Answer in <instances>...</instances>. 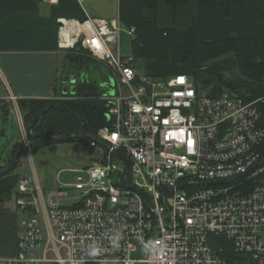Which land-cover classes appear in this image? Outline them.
<instances>
[{"label":"built area","instance_id":"built-area-1","mask_svg":"<svg viewBox=\"0 0 264 264\" xmlns=\"http://www.w3.org/2000/svg\"><path fill=\"white\" fill-rule=\"evenodd\" d=\"M58 23L59 47L87 51L118 88L90 140L101 153L73 182L46 190L34 172L18 177L11 197L26 220L7 264H224L220 237L264 264V94L207 95L185 73L143 77L121 53L120 22Z\"/></svg>","mask_w":264,"mask_h":264},{"label":"crops","instance_id":"crops-1","mask_svg":"<svg viewBox=\"0 0 264 264\" xmlns=\"http://www.w3.org/2000/svg\"><path fill=\"white\" fill-rule=\"evenodd\" d=\"M85 1L92 0H84L82 5L76 0H58L55 4L45 0H0V100H8L10 94L18 99L51 100L56 98L59 92L63 95H72V86L76 88L74 95L95 94L89 91V88L81 91L80 85L76 84L77 80L72 83L70 79L75 74H71L70 77L66 75L69 81L63 82L66 71L73 68L69 65L71 58L69 54L73 53L76 57L80 55L76 54L77 51L62 50L57 37L58 18L83 19L87 15L91 16L85 7ZM263 13L264 0H246L244 5L234 7L229 17L224 16L219 8L210 9L199 0H188L176 9L165 2H160L157 9H144V14L147 17H155L157 25L161 28L185 30L195 27L201 41H213L226 37H249L255 62H264L260 22V16ZM115 21L120 22V19ZM89 64L91 63L86 62L79 68L84 67L90 71ZM166 65L192 77L197 73L188 64L166 63ZM217 67L221 71L226 68L236 70V60L234 57L224 59L218 62ZM59 76L63 82L61 87L57 84ZM215 76L216 73H213L211 77L206 78L212 79L214 84L198 85L196 80L194 81L202 93L218 95L222 89L218 83L214 82ZM240 85L243 91H259L260 95L264 94V88L252 83L241 82ZM11 111L17 115L23 135L26 128L14 104ZM16 183L17 179L14 180L9 175L0 178V188L11 187L13 191ZM50 187L44 186L46 190ZM20 211L25 215L15 205L12 197L6 199L3 194H0V264H7V260L16 253V237L21 226L18 223Z\"/></svg>","mask_w":264,"mask_h":264},{"label":"trees","instance_id":"trees-1","mask_svg":"<svg viewBox=\"0 0 264 264\" xmlns=\"http://www.w3.org/2000/svg\"><path fill=\"white\" fill-rule=\"evenodd\" d=\"M187 1L119 0L121 24L129 29H134L132 34L133 57L144 62L184 63L190 65L197 72L229 55L236 60L235 82L226 78L225 74L220 71L216 73L214 82L220 85L222 91L247 99L259 97V91L246 92L240 85L241 82H245L264 88V62L254 61L249 37H226L213 41H201L195 27L185 30L161 28L157 25L155 17H147L144 14L145 8L157 9L160 2H165L176 9ZM199 1L210 9L219 8L226 17L231 15L234 7L244 5L246 2V0ZM260 22L264 49V13L260 16ZM77 53L80 55L77 58L83 60V54ZM18 106L27 131L52 132L53 134L52 136L34 137L30 142L32 152L46 146L54 149L59 141L87 139L80 137L85 131V127L95 135L101 127L108 124L107 101L100 95L80 96L76 94L69 100L54 103L51 100L42 99H18ZM12 108L13 102L10 99L0 100V118L2 115L7 116ZM262 110L264 112V107ZM59 136L67 139L61 140ZM88 139L91 140V138ZM18 144L16 143L12 150L13 155ZM261 153L264 155V143L261 146ZM1 167L3 165H0ZM11 193V187L0 188V194H3L6 199L11 197ZM216 242L224 248L222 253L225 259L224 264L240 262L256 264L249 255L238 253L231 241L220 237L216 239Z\"/></svg>","mask_w":264,"mask_h":264},{"label":"rangeland","instance_id":"rangeland-1","mask_svg":"<svg viewBox=\"0 0 264 264\" xmlns=\"http://www.w3.org/2000/svg\"><path fill=\"white\" fill-rule=\"evenodd\" d=\"M85 7H87L89 11L88 13L91 16L106 17L114 20L119 19L118 0L85 1ZM120 50L123 56L133 55L132 33H130V29L124 25L121 26ZM79 52L81 55L83 54L84 59L82 60L79 57L77 58L73 53L69 54L71 55V58L69 56V65L73 66V68L71 67L72 69H68L65 75L70 77L71 74H75L77 80L76 84L80 85L81 91L82 89L88 90L89 88V91L95 92V94L92 95H100L103 98L106 95H114L117 92L118 83L112 72L105 64L91 56L87 51L80 50ZM230 57L232 56L228 55L209 65L207 69L197 71L193 77L189 74L188 76L193 80H196L198 85L206 83L214 84L213 81H211L212 79L207 80L206 78H209L213 75V73L220 71L225 74L226 78L235 82V70L226 68L221 71L217 69L218 62L224 59H229ZM86 62L91 63L89 64L91 66L90 71L84 67L79 68L81 65H85ZM135 68L136 71L143 77L170 76L180 73L179 71L171 69L165 63L144 62L136 59ZM62 83V78L59 76L57 78L58 87H61ZM83 84H86L87 86ZM73 97L74 95H63L59 92L56 95V98L51 99V102L66 101ZM105 101L107 100L105 99ZM17 118V115L12 111L7 116L2 115L0 118V132L4 131V135L0 137V165H3V167L10 163L13 157L12 150L15 144L19 143L25 136L26 131L24 132V135H22L20 123ZM30 131L33 132L32 130ZM29 151L31 152V159H29V154L27 152H23L20 160L16 164V168L9 173L2 174V176L0 175V178L9 175L15 180V178L18 179L20 175L34 172L38 176L43 187L53 186L58 183L68 184L76 179L79 174V172H77L78 169L91 164V162L101 153L100 148L92 147L90 145L88 138L84 140L77 139L59 141L56 143V147L54 149L46 146L34 152H32L30 144ZM73 194H75V192H72V195ZM25 220V215H23L20 211L18 215L19 225H22ZM134 256L140 257V251L135 253Z\"/></svg>","mask_w":264,"mask_h":264},{"label":"water","instance_id":"water-1","mask_svg":"<svg viewBox=\"0 0 264 264\" xmlns=\"http://www.w3.org/2000/svg\"><path fill=\"white\" fill-rule=\"evenodd\" d=\"M70 80H71L72 83H75L76 82V76H72ZM68 81H69L68 80V76L65 75L63 77V82L64 83H67ZM65 93H67L66 90H65ZM75 93H76V88H75V86H72V88H71V94L74 95ZM3 135H4V131H1L0 132V137H2ZM40 135L52 136L53 134H52V132L41 133V132H31V131H28L26 133V135L22 138V140L19 142L18 147H17V149L15 151V154L13 155L10 163L7 166H4V167L0 168V175L12 171L15 168L16 164L18 163V161L20 160L21 155L23 154L24 149L26 148V146L31 142V140L34 137H37V136H40ZM80 137L81 138H95V136L93 134H91L86 127H85V131L80 135ZM59 138L61 140H66L67 139L66 137H62V136H59ZM116 153L119 156L125 158L119 150H117ZM127 163L129 164L128 160H127ZM263 163H264V159L262 160V162L259 165H261ZM259 165H257V166H259ZM227 181L228 180H221L219 182H227ZM213 183H217V182H213ZM125 185H126V182H125Z\"/></svg>","mask_w":264,"mask_h":264}]
</instances>
